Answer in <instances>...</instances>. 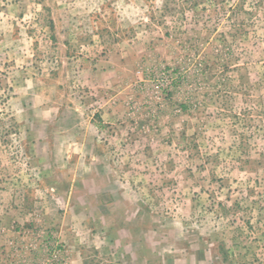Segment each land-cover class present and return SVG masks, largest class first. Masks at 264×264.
Segmentation results:
<instances>
[{
    "label": "rangeland",
    "instance_id": "rangeland-1",
    "mask_svg": "<svg viewBox=\"0 0 264 264\" xmlns=\"http://www.w3.org/2000/svg\"><path fill=\"white\" fill-rule=\"evenodd\" d=\"M0 264H264V0H0Z\"/></svg>",
    "mask_w": 264,
    "mask_h": 264
},
{
    "label": "crops",
    "instance_id": "crops-1",
    "mask_svg": "<svg viewBox=\"0 0 264 264\" xmlns=\"http://www.w3.org/2000/svg\"><path fill=\"white\" fill-rule=\"evenodd\" d=\"M75 120H76V116H74L73 111L68 109V120H67V122H68V134L73 135V134H76L79 132L78 123ZM68 137H69V135H68ZM81 146H85V145L81 144V142L78 141L77 139L68 138V148L75 149V148H79ZM81 159H82V156H78L76 161L78 162Z\"/></svg>",
    "mask_w": 264,
    "mask_h": 264
}]
</instances>
